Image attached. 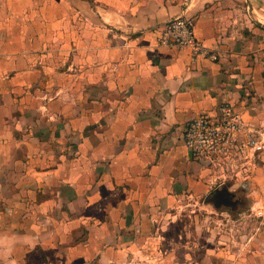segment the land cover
Returning a JSON list of instances; mask_svg holds the SVG:
<instances>
[{
  "label": "crops",
  "instance_id": "1",
  "mask_svg": "<svg viewBox=\"0 0 264 264\" xmlns=\"http://www.w3.org/2000/svg\"><path fill=\"white\" fill-rule=\"evenodd\" d=\"M181 13L218 58L159 41ZM223 101L264 134V0H0V264H264V234L175 229Z\"/></svg>",
  "mask_w": 264,
  "mask_h": 264
},
{
  "label": "built area",
  "instance_id": "2",
  "mask_svg": "<svg viewBox=\"0 0 264 264\" xmlns=\"http://www.w3.org/2000/svg\"><path fill=\"white\" fill-rule=\"evenodd\" d=\"M195 16L181 13L162 27L159 41L168 46L191 47L194 57L218 58L195 33ZM184 142L197 159H209L215 171L227 173L243 159L251 161L264 148V134L245 122L231 101L219 103L213 114L201 113L192 119L185 131ZM245 164V163H244ZM264 214V202L259 210Z\"/></svg>",
  "mask_w": 264,
  "mask_h": 264
},
{
  "label": "rangeland",
  "instance_id": "3",
  "mask_svg": "<svg viewBox=\"0 0 264 264\" xmlns=\"http://www.w3.org/2000/svg\"><path fill=\"white\" fill-rule=\"evenodd\" d=\"M213 184L228 186L240 203L234 208L231 205L217 206L210 201L196 203L193 199L187 200L190 204L178 207L179 222L175 229L231 232L234 247L244 245L250 237L255 242V237L264 234V214L259 212L264 202V148L251 161L249 158L238 161L227 173L216 171ZM205 196L208 199L209 194L202 197ZM160 256L161 264H164L163 255ZM136 260L147 262L148 257Z\"/></svg>",
  "mask_w": 264,
  "mask_h": 264
},
{
  "label": "flooded vegetation",
  "instance_id": "4",
  "mask_svg": "<svg viewBox=\"0 0 264 264\" xmlns=\"http://www.w3.org/2000/svg\"><path fill=\"white\" fill-rule=\"evenodd\" d=\"M207 200L217 206L231 205L234 208L240 203V200L236 198V194L226 185L210 191Z\"/></svg>",
  "mask_w": 264,
  "mask_h": 264
},
{
  "label": "water",
  "instance_id": "5",
  "mask_svg": "<svg viewBox=\"0 0 264 264\" xmlns=\"http://www.w3.org/2000/svg\"><path fill=\"white\" fill-rule=\"evenodd\" d=\"M217 189H218V188H217ZM217 189H216V190H217Z\"/></svg>",
  "mask_w": 264,
  "mask_h": 264
}]
</instances>
